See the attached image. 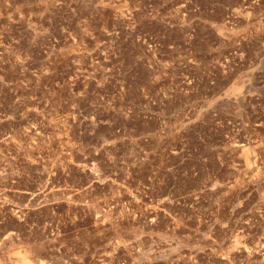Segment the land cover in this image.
<instances>
[{"label": "rangeland", "instance_id": "374dc122", "mask_svg": "<svg viewBox=\"0 0 264 264\" xmlns=\"http://www.w3.org/2000/svg\"><path fill=\"white\" fill-rule=\"evenodd\" d=\"M264 264V0H0V264Z\"/></svg>", "mask_w": 264, "mask_h": 264}, {"label": "bare ground", "instance_id": "6f19581e", "mask_svg": "<svg viewBox=\"0 0 264 264\" xmlns=\"http://www.w3.org/2000/svg\"><path fill=\"white\" fill-rule=\"evenodd\" d=\"M15 264H34V263H32L27 257V255L24 254L19 256L18 260L15 261Z\"/></svg>", "mask_w": 264, "mask_h": 264}]
</instances>
